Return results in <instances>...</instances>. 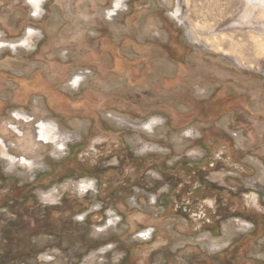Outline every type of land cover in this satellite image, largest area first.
<instances>
[{"label":"rangeland","instance_id":"rangeland-1","mask_svg":"<svg viewBox=\"0 0 264 264\" xmlns=\"http://www.w3.org/2000/svg\"><path fill=\"white\" fill-rule=\"evenodd\" d=\"M0 264H264V0H0Z\"/></svg>","mask_w":264,"mask_h":264},{"label":"flooded vegetation","instance_id":"flooded-vegetation-1","mask_svg":"<svg viewBox=\"0 0 264 264\" xmlns=\"http://www.w3.org/2000/svg\"><path fill=\"white\" fill-rule=\"evenodd\" d=\"M37 2V1H36ZM32 3H35V2H33L32 1ZM37 5V4H36ZM218 97V96H217ZM214 100V99H213ZM215 101H213V103H214ZM224 104V103H223ZM223 104H220V103H218V104H215L216 105V108H215V110H217L218 108L221 110V109H226L228 106H225L224 107V105ZM229 105V104H228ZM224 164L223 162H221V160H214V161H211V162H209V165L211 166V167H217L218 165L219 166H221L222 164ZM182 164H184V163H182ZM224 166V165H223ZM197 166H194V165H192V164H190V166H186V165H182L181 166V168L179 169V176L180 175H184V176H182V178H185V177H189L190 179H191V181H195V178H196V172H197ZM233 171H238V170H233ZM233 173H235V172H233ZM241 172H238L236 175H238V174H240ZM242 173H243V171H242ZM241 173V174H242ZM235 178V177H234ZM232 178L229 176L228 178H227V180L228 181H230ZM236 179V178H235ZM204 191V190H203ZM203 191L201 190V187H199V186H194V187H192V189H191V192H192V196L194 197V196H196V197H201L202 196V193H203ZM210 192H209V194L210 195H212V197H213V195H215L216 193H220V194H222L223 192L226 194L225 195V197L229 194V196L228 197H231L232 199H233V196L232 195H234L235 194V192H232V191H228V190H223V189H219V191L218 190H209ZM246 193L245 192H241V195H236V196H234L235 197V201L237 202V200L239 201V200H242L243 199V195H245ZM210 207V206H209ZM184 208V209H183ZM182 209H183V211L184 212H186L187 211V209H185V207H183ZM246 206H243V207H241L240 209H242V210H244V211H246ZM210 210H211V216H210V218L212 219V220H215L216 219V214H215V210L213 211L212 210V208H210ZM235 214L236 215V217H238V218H240L239 220H243V219H246V218H248V215H246L245 213H243V212H240V210H234V212L231 210V214ZM241 221H239L240 223H241ZM244 221V220H243ZM243 221H242V223L241 224H244L243 223ZM205 223H210V220L208 219V220H206V222ZM253 226H254V228H258V226L256 225V222L254 221L253 222ZM145 230H147V229H143V230H141L139 233H145L144 231ZM139 233H138V237L140 238V236H139Z\"/></svg>","mask_w":264,"mask_h":264},{"label":"bare ground","instance_id":"bare-ground-1","mask_svg":"<svg viewBox=\"0 0 264 264\" xmlns=\"http://www.w3.org/2000/svg\"><path fill=\"white\" fill-rule=\"evenodd\" d=\"M260 16L263 17V14H261ZM44 133H46V135H47L48 137H50V135H51V132H50L48 129H46V130L44 131ZM51 137H52V136H51Z\"/></svg>","mask_w":264,"mask_h":264},{"label":"built area","instance_id":"built-area-1","mask_svg":"<svg viewBox=\"0 0 264 264\" xmlns=\"http://www.w3.org/2000/svg\"><path fill=\"white\" fill-rule=\"evenodd\" d=\"M144 235H145V234H143V233H139V236H140L141 238H143Z\"/></svg>","mask_w":264,"mask_h":264}]
</instances>
